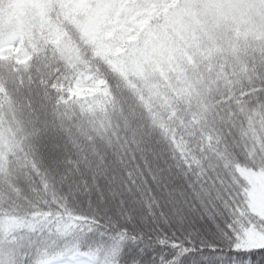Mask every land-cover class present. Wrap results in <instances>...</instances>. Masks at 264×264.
Instances as JSON below:
<instances>
[{
    "label": "trees",
    "instance_id": "obj_1",
    "mask_svg": "<svg viewBox=\"0 0 264 264\" xmlns=\"http://www.w3.org/2000/svg\"><path fill=\"white\" fill-rule=\"evenodd\" d=\"M22 1L0 0V264H219L215 224L256 218L239 170L264 166L232 160L264 154V31L189 32L186 0H148L143 31L117 8L107 38L60 2L52 32ZM86 78L92 94L71 97ZM218 167L247 212L192 191Z\"/></svg>",
    "mask_w": 264,
    "mask_h": 264
},
{
    "label": "clouds",
    "instance_id": "obj_2",
    "mask_svg": "<svg viewBox=\"0 0 264 264\" xmlns=\"http://www.w3.org/2000/svg\"><path fill=\"white\" fill-rule=\"evenodd\" d=\"M47 14L59 17V6L55 4L46 5ZM92 7H96L95 4ZM182 9L188 10L185 17V26L189 32L215 33L219 32L227 35L233 31L247 33L253 28L264 31V0H186L179 5ZM82 21L87 19L81 16ZM34 24L38 21L33 20ZM256 132L264 138V126L256 129ZM264 166V154L258 155L255 159H248L237 155L232 160V168L236 165ZM133 165L130 163L129 167ZM120 181L124 182L122 173L117 170ZM229 171L218 167L214 172L208 174L207 181L199 187H194L192 191L201 200L207 201L209 206L214 205L217 210L222 207L221 201L225 197L234 198V204L239 207L236 211L247 212L244 201L241 199L242 193L228 183ZM114 191V189H113ZM123 194V189L120 190ZM17 264H20L19 258ZM25 264H35L30 258Z\"/></svg>",
    "mask_w": 264,
    "mask_h": 264
},
{
    "label": "rangeland",
    "instance_id": "obj_3",
    "mask_svg": "<svg viewBox=\"0 0 264 264\" xmlns=\"http://www.w3.org/2000/svg\"><path fill=\"white\" fill-rule=\"evenodd\" d=\"M22 2V6L19 5V7H23L25 11L27 10L30 14L29 16H31L33 20L38 21L42 18H45V20L51 21L52 27H45V30H50L51 28L52 32L62 28L59 22L63 18L62 16L64 9L59 6L60 2L69 4L70 7H73L75 13L84 11V16H86L87 19L81 23V28H85L86 30L99 29L104 30V32L107 33H109L107 26L110 24V21L114 20L115 17L112 16L118 10L119 11L115 14V16H119L123 11L126 12L127 15L129 14L132 16H134L135 12L146 15V18L141 23V31L147 29L156 12L155 8L151 6L148 0H24ZM158 2L160 3V1ZM11 4L13 5L12 0ZM11 4L8 7H12ZM51 4L59 6V17H53L47 14V9L45 6ZM93 4H95L96 7H92ZM182 13L176 17V20L179 19L183 21L185 19L183 17L185 13ZM33 20H31L30 23H32ZM183 24L184 23H182V25ZM42 28H44V26L37 27V29ZM110 36H112V34L109 33L107 38ZM130 43H133V41H130ZM158 44L161 49H159L160 51L166 52V50H168V47L164 41H158L157 46ZM119 53L121 54L122 51ZM89 81L90 78L82 80V86L78 87L79 90L77 92H72L71 97H74L78 94L83 97L91 95L93 91L84 86L85 84H88ZM101 86L102 83L95 84L96 88H100ZM239 173L249 183L250 186V190L247 192V204L250 212L256 217L264 219V173L251 172L247 169L239 170ZM242 242L248 248H262L264 247V236L258 232H250L247 237V243L244 241Z\"/></svg>",
    "mask_w": 264,
    "mask_h": 264
},
{
    "label": "snow or ice",
    "instance_id": "obj_4",
    "mask_svg": "<svg viewBox=\"0 0 264 264\" xmlns=\"http://www.w3.org/2000/svg\"><path fill=\"white\" fill-rule=\"evenodd\" d=\"M211 219V218H210ZM234 219V218H233ZM252 227H250L247 223L243 225V227H238L237 223H234L232 219L226 220L224 222L223 227L220 224H215L216 227V235L227 241L226 247L228 249V254H225V248L219 247L214 251L216 252L215 259L219 262V264H251V258L254 256L264 257V248H259L256 251H250L247 254L244 252H240L232 249L233 244H239L241 241L247 243V237L250 232H258L262 236H264V219L256 217L250 218ZM231 225V229L229 228ZM134 235H139L141 237V241H143V233H134ZM189 235H199V233L193 234L191 231ZM201 244H205L203 239L200 240ZM143 251V249H141ZM203 259H208V257H202ZM163 264V262H162Z\"/></svg>",
    "mask_w": 264,
    "mask_h": 264
}]
</instances>
